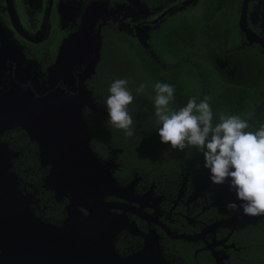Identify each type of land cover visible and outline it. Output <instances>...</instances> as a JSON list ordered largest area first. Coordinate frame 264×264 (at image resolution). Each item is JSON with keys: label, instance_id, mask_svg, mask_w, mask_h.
Masks as SVG:
<instances>
[{"label": "flooded vegetation", "instance_id": "1", "mask_svg": "<svg viewBox=\"0 0 264 264\" xmlns=\"http://www.w3.org/2000/svg\"><path fill=\"white\" fill-rule=\"evenodd\" d=\"M84 1L87 0H0V47L5 45L6 49L0 53L2 90L8 89L10 83L19 84L15 73L18 62L21 66L28 63L27 67L32 66L30 64L32 62L33 66L37 65L39 68L36 67L35 73L33 72L35 77H48L47 67L54 61L56 62L59 49L64 45L62 48L64 50L65 41L71 37L69 34L75 33L78 29L80 16L85 11L83 7H80ZM88 1L93 2L95 6L99 0ZM105 1L120 6L128 0ZM168 1L167 4L164 2L161 5L162 8L168 7ZM179 1L176 0V3ZM243 1L238 11L237 26L239 29L238 21ZM198 2L199 0L190 6H197ZM142 4L147 8L143 2ZM184 9L186 7L182 10ZM251 13H255L253 19ZM119 15L103 17L97 21L95 30L91 32V41H93L98 24L106 19V23L100 28L102 36L100 60L106 44L105 30L109 28L117 32L108 24L111 19H116ZM246 23L250 30L264 40V0H250L247 3ZM208 26L210 25L207 24L205 27L208 28ZM219 26L227 30L229 40L230 29L222 24ZM240 31L243 33L240 43L230 48L236 53L247 49V56H249V49L258 43L249 44L245 33L241 29ZM83 32L86 34L85 41H87L84 27ZM130 36L139 41L134 35ZM258 45L263 54L260 44ZM75 56L76 54H69L67 59L72 57L73 62L77 60ZM131 61L129 59V62ZM72 62L69 65H72ZM72 66H74L71 68L73 76L67 74L57 81V85H61L69 93L75 91L77 74L82 71L85 64ZM49 79V83L37 80L40 92L36 95L46 93L53 88L45 89L52 83L51 74ZM97 82L98 76L95 71L86 80L87 88L91 90L94 101L97 100L95 91L98 87ZM27 87L34 89L30 83L23 88ZM96 105L97 110H92L87 106L83 109L91 132L90 146L102 162L107 161L113 164L110 171L123 189L119 194L105 196L104 201L110 203V211L125 217L128 224L115 238L114 247L117 254L125 257L141 251L146 238L150 236L153 238V243L156 241L158 244L166 264H264V227H261L260 223L264 221V218L241 217L231 220L243 214L242 209L234 212L226 207L232 201L240 203L236 200L235 192L229 189L227 184H213L209 179V172L200 174L198 168L192 163H189L188 167L181 161L177 165L176 161L171 165L162 162L137 164L131 160L137 154L136 148L122 145L112 146L110 138L105 141V146L101 145L98 142L100 140L98 129L102 125L99 120L101 115H108V113L101 112V110H107L97 103ZM20 137L23 136H14L13 141L18 142ZM129 142L132 140L129 139ZM33 143L36 150L32 158L37 156L36 159L39 161L38 146L35 142ZM24 147L29 157L28 153H31V149L27 148V145ZM16 148L19 155L15 159L26 156L22 147L18 145ZM38 165L37 171L43 173V176L46 175L48 168L42 167L40 163ZM25 174L21 176L18 174L21 177L19 187L23 193L33 192L36 189L35 197L38 203L31 204L35 214L48 223L62 224L66 215L67 197L56 200L51 190L34 185ZM59 214L61 217H58ZM183 235H189L191 238L180 237Z\"/></svg>", "mask_w": 264, "mask_h": 264}, {"label": "water", "instance_id": "2", "mask_svg": "<svg viewBox=\"0 0 264 264\" xmlns=\"http://www.w3.org/2000/svg\"><path fill=\"white\" fill-rule=\"evenodd\" d=\"M249 1H243L238 24L249 44H260L264 54V40L247 27ZM105 23L106 19L98 24L91 56L77 74L73 93L57 85L36 95L16 83L0 91V135L14 126L21 127L37 144L40 165L48 168L42 187L51 190L56 200L68 199L62 224L36 216L31 208L38 203L36 189L22 192L20 178L11 170L18 152L0 141V248L7 264H166L150 236L135 254L121 257L115 251V238L128 226L127 219L110 211L104 197L123 189L112 176L113 164L102 162L90 146L91 132L83 113L86 106L97 110L86 80L100 60V28ZM241 217L264 218L241 214L231 220Z\"/></svg>", "mask_w": 264, "mask_h": 264}, {"label": "trees", "instance_id": "3", "mask_svg": "<svg viewBox=\"0 0 264 264\" xmlns=\"http://www.w3.org/2000/svg\"><path fill=\"white\" fill-rule=\"evenodd\" d=\"M125 1V0H118ZM148 9L154 10L168 0H140ZM242 0H199V5L187 6L182 11L173 14H166L158 23L155 29L150 30V34L145 40L146 46L141 41L124 32L105 30L106 51L113 46L123 54V60L113 62H100L97 69L98 87H96L97 100H103L109 95V87L116 79H125L124 75L118 76L117 68L125 69L123 66L125 58L132 60L130 69L134 73L129 86L132 89L135 101L139 102L141 117L147 114L149 120L147 124L153 126L148 132L145 127L140 128L137 138L129 142L122 130L112 127L108 120V115H101L99 122L102 123L100 132V144L105 146V141L110 138L113 145H122L137 149V154L131 158L134 163H175L181 161L194 164L200 174H206L209 170L204 167V157L197 150L185 152L173 150L170 144L161 142L158 127H160L153 107L155 96L154 85L157 82L173 85L175 88L174 101L171 106L175 109L186 106L191 98H195L197 103L204 97H210V106L213 111L214 123L219 122L220 116L239 115L249 122L248 130L257 131L264 126V56L260 52L258 44L250 49L252 63L246 70V82L237 84L228 82L217 71L214 70L210 62L208 51L202 45L204 39V27L209 24L226 26L230 29L228 45H238L243 37V33L237 26L238 11ZM191 7V8H190ZM156 13L151 15L155 17ZM226 24H225V23ZM113 42V44H111ZM105 56V57H104ZM104 59L106 55L103 54ZM115 63L117 67L115 68ZM253 65V66H252ZM96 72V73H97ZM129 72V71H128ZM144 81L148 82V87L143 94L137 95L134 92L136 87ZM133 85V87H132ZM101 107L106 106L99 104ZM131 107V106H129ZM130 111V108H129ZM249 113H254L249 117ZM134 122V121H133ZM135 122L133 123V127ZM21 130L12 131L13 136L22 135ZM154 135V136H153ZM23 148L26 156L15 159L12 169L20 176L28 170L34 171V177L30 179L36 186L42 183L43 173L37 171L39 161L32 158L36 147L28 137H20L15 142ZM27 148L31 149L29 157ZM177 154V156H176ZM34 157V155H33ZM177 168V166H176ZM21 171H20V170ZM61 213V212H60ZM61 217V214L58 215ZM264 227V221H261Z\"/></svg>", "mask_w": 264, "mask_h": 264}, {"label": "clouds", "instance_id": "4", "mask_svg": "<svg viewBox=\"0 0 264 264\" xmlns=\"http://www.w3.org/2000/svg\"><path fill=\"white\" fill-rule=\"evenodd\" d=\"M148 87L144 81L136 87L137 95ZM109 95L97 104H104L109 124L133 137V117L129 106L136 97L129 87L128 79H116L109 87ZM154 115L160 125L162 143L170 144L174 150L192 148L204 157V167L209 170L213 184H228L235 192V201L226 207L231 211L243 210L244 215L264 216V126L257 131L248 130L249 122L239 115H221L214 123L210 97L197 103L189 99L186 106L175 109V88L167 83L154 85ZM254 113H249V117Z\"/></svg>", "mask_w": 264, "mask_h": 264}, {"label": "rangeland", "instance_id": "5", "mask_svg": "<svg viewBox=\"0 0 264 264\" xmlns=\"http://www.w3.org/2000/svg\"><path fill=\"white\" fill-rule=\"evenodd\" d=\"M197 1L198 0H180L179 3H176V0H169L168 7L162 8L161 6L155 11L148 10L139 0H128L127 3H124L120 6L115 5L113 3H109L105 0L97 1V3H95L96 4L95 6L93 2L88 1V0L82 2L80 7L81 8L83 7L85 11H84V14L80 16L79 23H78L79 25L78 29L75 30V33L69 34L71 37L68 36L69 38L65 41L66 44H65L64 50H62L64 45L60 48L62 51L59 49V53H58L59 56L56 62L54 61L55 63L53 62L51 65L49 66L47 65L48 69L46 73L48 77L40 78L36 76L38 82L40 81L42 83L44 82L49 83L50 82L49 78L51 74L52 83L50 86L45 88V89H48V88H52L56 86L58 83L57 82L58 79H60L64 75L66 76L68 74L72 77L73 73L71 71V68H74V66L72 65H75V66L83 65L85 63V60L89 56H91V49L93 45L91 41L92 39L91 32L95 30L97 21H99L103 17L108 16V15L120 14L118 18L111 19L108 25H110V27L112 26V28L114 27L113 29L116 30L117 32H125V33H128L129 35H134L139 41L145 42L150 30L155 29L158 23L163 19V17L166 14H171L178 10H182L184 7H187L188 5L190 6L191 4H196ZM153 13H156V15L155 17L151 18L150 16ZM254 14L255 13L250 14L252 19L254 18ZM83 27L87 33V41H85L86 34L84 32L82 33ZM204 38L205 40L203 41L202 45L209 52L208 55L210 57V62L214 70L219 72L228 82L244 84V82H246L247 80L246 70L252 64L249 61L251 57L247 56L248 50L243 49V50L237 51V53L232 52L233 50H231L230 48L232 46H229L227 43L228 32L224 27H220L216 25H210L208 26V28L204 27ZM111 44H113V42H111ZM4 46L0 47V53H2L3 50L5 49ZM102 53L106 55V58L104 59L105 56L103 57L102 55V59L100 60L101 63L102 61L104 63L113 62L114 59L119 60V61L123 60V54L119 52L118 49L115 48L114 46L112 48L107 49V51H106V48H103ZM69 54H72V55L76 54L75 59L77 60L72 62L74 58L72 59L71 57L70 59H67ZM65 59H67V61H64ZM129 59L130 58L128 59L125 58L124 60L125 65L123 66L125 69L122 70V68L119 69L121 66L118 67L117 74H119L118 76H122V78L125 77V79L132 80L131 78H133L134 73H132V70L130 69L131 67L130 65H132L131 64L132 61L129 62ZM15 62H17V60ZM71 62L73 64L69 65ZM100 62L98 66L96 67V72H97L98 67L100 66ZM19 63L20 62L17 63L18 65H17V68L15 69L16 80L20 84L18 85L20 86L21 89L25 90V89H28V87L27 88H23V87L27 86V83H30L34 86V89H31V90H33L35 94L39 93L40 89L37 85L38 82L36 80V77L34 76L36 67L37 69H39L38 66L37 65L33 66L32 62L30 63L32 66H29V67H27L29 65L28 63L27 64L24 63L25 66H21ZM114 66L116 68L117 63H115ZM31 67H33V69ZM129 86H131L130 81H129ZM2 89L3 88L0 83V91H3ZM134 93L136 94V92ZM97 94H96V97H97ZM138 105H139V102L134 100L133 104L130 105L131 107H129L130 115H132L133 121L135 122V125L133 127L135 134L133 137H129L132 140L137 138V136L139 135V130L140 128L143 129V126L145 127V132L152 130L151 128L153 127L147 124L150 114H147L144 117H141ZM16 130H21L20 132H22L23 138L28 137L26 132L21 127L14 126L11 129L4 131L0 135V141L6 142L8 147L14 151H17L19 155L18 149L13 147V145L16 143L13 141L14 140L13 133H11L12 131H16ZM173 150L174 149H172V151ZM184 151L190 152L194 150L192 148H188V149H185ZM14 160L15 158L12 160V162ZM182 162L183 164L185 163L187 167L189 166V163H186L185 161H182ZM189 168L191 169V167ZM11 170L17 174L18 178H20L19 179L20 181L21 177L18 175V173L14 171L12 167H11ZM23 171L26 173L25 176L28 180L32 179L35 176L34 171L28 172V170H25V169ZM44 177L45 175L42 178V183L40 184V186H42L44 182L43 181ZM3 252H4L3 249L0 248V258H1L2 264H7L8 261H5Z\"/></svg>", "mask_w": 264, "mask_h": 264}]
</instances>
